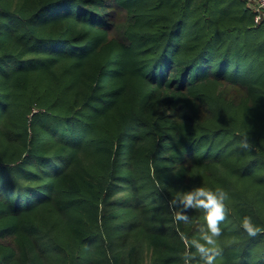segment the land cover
<instances>
[{
	"label": "trees",
	"instance_id": "obj_1",
	"mask_svg": "<svg viewBox=\"0 0 264 264\" xmlns=\"http://www.w3.org/2000/svg\"><path fill=\"white\" fill-rule=\"evenodd\" d=\"M255 17L248 0H0V264H204L205 210L177 223L168 204L196 187L229 193L217 264H264Z\"/></svg>",
	"mask_w": 264,
	"mask_h": 264
},
{
	"label": "clouds",
	"instance_id": "obj_2",
	"mask_svg": "<svg viewBox=\"0 0 264 264\" xmlns=\"http://www.w3.org/2000/svg\"><path fill=\"white\" fill-rule=\"evenodd\" d=\"M239 147L247 152L253 148V145L245 137L240 141ZM229 198V193L223 188L218 187L213 191L205 187H196L190 191L178 192L174 198L168 201L173 218L177 223L188 221L186 215L188 209L205 210L208 232L201 237L204 243L195 245L197 252L203 257L204 264H217V257L222 254V249L219 246L222 229L219 224L227 218L228 209L225 201ZM177 203L182 205V208L175 209L174 206ZM241 227L250 237H254L262 231L248 216L243 218Z\"/></svg>",
	"mask_w": 264,
	"mask_h": 264
},
{
	"label": "built area",
	"instance_id": "obj_3",
	"mask_svg": "<svg viewBox=\"0 0 264 264\" xmlns=\"http://www.w3.org/2000/svg\"><path fill=\"white\" fill-rule=\"evenodd\" d=\"M248 5L256 15V23L264 19V0H248Z\"/></svg>",
	"mask_w": 264,
	"mask_h": 264
}]
</instances>
